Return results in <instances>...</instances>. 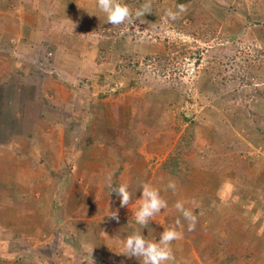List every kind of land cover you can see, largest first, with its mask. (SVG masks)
Instances as JSON below:
<instances>
[{
  "label": "rangeland",
  "instance_id": "1",
  "mask_svg": "<svg viewBox=\"0 0 264 264\" xmlns=\"http://www.w3.org/2000/svg\"><path fill=\"white\" fill-rule=\"evenodd\" d=\"M8 1L30 10L34 54L20 63L45 84L65 124L26 142L24 170L5 173L22 187H10L11 197L0 191V212L24 211L35 221L3 238L21 244L30 231L22 245L33 244L34 261L142 264L125 256L126 238L140 232L158 242L177 228L175 264H264V0H190L176 20L165 13L177 0H150L151 14L120 25L107 23L97 0ZM118 2L134 12L147 0ZM50 43L62 51L57 61ZM14 83L12 98H26L25 84ZM23 98L1 109L0 120L15 112L23 119ZM37 105L47 115L49 102ZM109 177L113 187L129 186L128 206L110 194ZM142 183L168 205L143 227L134 218ZM178 201L196 214L194 230ZM116 210L118 221L110 217Z\"/></svg>",
  "mask_w": 264,
  "mask_h": 264
},
{
  "label": "crops",
  "instance_id": "2",
  "mask_svg": "<svg viewBox=\"0 0 264 264\" xmlns=\"http://www.w3.org/2000/svg\"><path fill=\"white\" fill-rule=\"evenodd\" d=\"M29 11L30 10H28L26 5L22 6L18 5L17 3H10L8 0H6L5 2L2 1V3L0 4V92L2 93L6 91V95L8 96L7 98L11 99L12 92L14 91L13 86H15L14 82L17 79L20 81V84H25L27 92L26 98H23V96L21 95L17 96L16 100L14 99V97L9 101L6 100L7 98L0 100V110L3 109V112H7L8 109H15L14 105L21 103V101L18 102L19 98L21 97L25 102L23 103V109H26L28 111L26 115H22V119L18 116L19 114H16V112L11 113V111L9 110V113H11V115H8L9 118L7 122H5V119L0 120V191L7 193L8 197H11L12 195V191H10L9 189L10 187H22L21 184L18 185L19 181L17 177H11V175L5 176V173L21 172L22 170H24L20 169L18 164L21 161V159L19 158V155H21L20 151H24V154H27L29 151V147L26 146L28 142L31 140L32 142H34L36 139L40 140L41 138L46 137L47 129L50 125L56 124L58 128L61 127V125L63 126L65 124L64 120L57 121V119L55 118V116L58 117L59 112H57L58 110L56 111L53 108H59L60 106L56 105L55 102H51L50 100H48L49 96L46 92L45 84L41 80L31 81V69L29 68L28 70H23L24 67H22L23 64L25 65L27 63H24L26 62L25 59L23 61L22 59H20V56L24 55L25 57H27V60H30V58L33 57L31 55L34 54L33 51L35 48V46H33L34 44L32 43L33 32L30 28V26L33 24V21L29 19ZM48 46L51 47V55L57 53V57L55 58L57 61L58 55H60L62 51H60V48L55 43H50ZM20 61H23V64H21ZM31 63L33 62L31 61ZM55 70H57V66ZM22 75L23 79L20 78V76L22 77ZM29 88L32 90L31 94L33 98L29 96ZM47 101L50 104L48 110L49 112H47V115H43L42 109H40L41 106L37 104H39L40 102H42V104H45ZM6 105H8L7 108ZM36 107L39 111H36ZM15 115H17L20 120H16L17 117H15ZM1 116L2 115H0V117ZM10 119L13 120L10 121ZM72 119L74 120V118ZM15 122H17L19 125L15 126L14 130L18 126H20V128L16 129V131L13 132L14 130L11 129V127ZM8 123L11 124L10 128L8 127ZM37 123H39L38 126H36ZM15 141H19L22 144L24 141L25 145L20 146L19 143L11 147L10 144L14 143ZM22 195L26 197L31 196V191H28L27 194L23 193ZM26 201L27 199L22 200L21 203L32 204L27 203ZM5 202L6 201L4 200V198L0 197V204H5ZM8 202L11 203L12 201L9 200ZM39 205H41V203H39ZM36 213L37 216L40 217L42 212L40 210ZM54 214L55 213H50L49 216L51 218L57 219V215ZM2 219L14 220L16 222L9 225L3 224L2 226L0 224V234L2 235L0 236V264H75V261L73 260H69V262L66 263V261L61 259H45V261H41L39 258H37L36 260L38 261H34L32 247L33 244L31 246L22 245L23 241H30V236L32 234L30 231L24 232L25 235L21 236V244L15 245V240L9 242V237L3 238V236L6 235L10 229L22 228L24 231L28 230L26 228V225L29 221V228H31L33 226V221H35V218H33L32 215L24 211H2L0 212V220ZM4 243H12L14 244V247H4L2 245ZM81 263L82 262H79V264ZM87 264L94 263L88 261Z\"/></svg>",
  "mask_w": 264,
  "mask_h": 264
},
{
  "label": "clouds",
  "instance_id": "3",
  "mask_svg": "<svg viewBox=\"0 0 264 264\" xmlns=\"http://www.w3.org/2000/svg\"><path fill=\"white\" fill-rule=\"evenodd\" d=\"M97 8L106 16L107 23L111 25H120L125 22L134 23L144 18L146 14H151V2L147 0L141 7L134 12L127 4L120 3L118 0H97ZM186 11V7L182 4L177 5L176 11L167 10L165 15L171 20H176L181 13ZM108 187L111 189L110 194L115 193L119 197L120 207L128 206L132 198L127 184H121L118 188L113 187L111 177L108 178ZM169 189L175 190V183L169 182ZM141 201L139 209L134 213L135 222L139 226H146L151 218L167 208V201L160 195V191L149 183L141 185ZM193 204L195 202L193 201ZM175 208L181 213L184 221L187 222L188 231L195 229L197 216L191 208H186L185 203L178 201ZM110 217L119 220L118 210L110 211ZM177 227H181V221L177 219ZM182 231L177 228H168L160 233L159 241H151L140 232H134L128 236L123 242L125 256L141 258L142 264H175V256L173 254L171 244L173 241L181 239Z\"/></svg>",
  "mask_w": 264,
  "mask_h": 264
},
{
  "label": "trees",
  "instance_id": "4",
  "mask_svg": "<svg viewBox=\"0 0 264 264\" xmlns=\"http://www.w3.org/2000/svg\"><path fill=\"white\" fill-rule=\"evenodd\" d=\"M189 1H190V0H177V4H178V5H180V4L185 5V4H187Z\"/></svg>",
  "mask_w": 264,
  "mask_h": 264
}]
</instances>
